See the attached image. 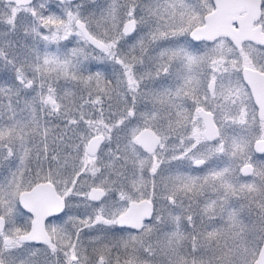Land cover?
I'll return each instance as SVG.
<instances>
[{
	"label": "snow or ice",
	"instance_id": "obj_1",
	"mask_svg": "<svg viewBox=\"0 0 264 264\" xmlns=\"http://www.w3.org/2000/svg\"><path fill=\"white\" fill-rule=\"evenodd\" d=\"M0 264H264V0H0Z\"/></svg>",
	"mask_w": 264,
	"mask_h": 264
}]
</instances>
